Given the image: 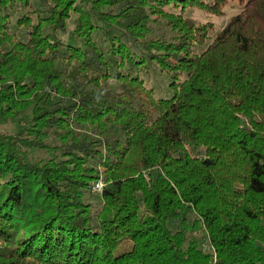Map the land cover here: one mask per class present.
<instances>
[{"label": "trees", "instance_id": "16d2710c", "mask_svg": "<svg viewBox=\"0 0 264 264\" xmlns=\"http://www.w3.org/2000/svg\"><path fill=\"white\" fill-rule=\"evenodd\" d=\"M9 122L0 264H264V0H0Z\"/></svg>", "mask_w": 264, "mask_h": 264}, {"label": "rangeland", "instance_id": "374dc122", "mask_svg": "<svg viewBox=\"0 0 264 264\" xmlns=\"http://www.w3.org/2000/svg\"><path fill=\"white\" fill-rule=\"evenodd\" d=\"M242 10L241 4L238 2H231L229 4V6L227 7V9L225 10V15L223 17H215V16H210L205 12H202L200 10H189L187 12V16L191 19H194L196 21L199 22H208L211 21L215 24V31L211 34L212 37H215V35L220 32L221 30L224 29V27L228 24V22L230 21L231 18H233L234 16L238 15ZM73 30V27H71V31ZM160 79H163L164 81H159V84L157 83L158 80L155 77H151L148 80V87L149 88H153L155 86H159V85H166V79L159 77ZM120 86V84L116 81H112L109 83V88L112 90H117V88ZM168 86V84H167ZM158 89H160L158 87ZM167 96H171L174 94V91L172 88H168V90L165 93ZM15 128L13 123H7L5 125H0V130H4V131H13ZM31 156L34 157L37 160H41V159H46L47 157H49L48 153H44V152H33L31 153ZM97 185H102V191L104 189V182L102 180L98 181V183L95 184L94 188L96 189ZM101 192H95V197L94 198H90L88 197V201H91L92 203H94L96 206L101 207L103 205V200L101 197ZM208 243V242H206ZM123 251H125L124 249L120 248L117 254H121Z\"/></svg>", "mask_w": 264, "mask_h": 264}, {"label": "built area", "instance_id": "2783aa9c", "mask_svg": "<svg viewBox=\"0 0 264 264\" xmlns=\"http://www.w3.org/2000/svg\"><path fill=\"white\" fill-rule=\"evenodd\" d=\"M102 188H103V186L102 185H97V187H96V189H95V191H97V192H101L102 191ZM205 249L208 251V252H210V253H215V250L212 248V247H210L209 245L207 246H205ZM214 258H215V264L217 263V255L215 254V256H214Z\"/></svg>", "mask_w": 264, "mask_h": 264}]
</instances>
